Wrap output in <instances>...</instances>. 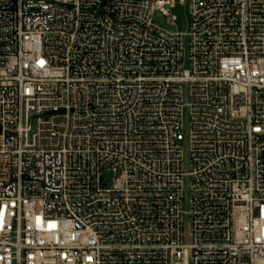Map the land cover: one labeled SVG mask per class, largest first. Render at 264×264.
Here are the masks:
<instances>
[{"label": "built area", "instance_id": "1", "mask_svg": "<svg viewBox=\"0 0 264 264\" xmlns=\"http://www.w3.org/2000/svg\"><path fill=\"white\" fill-rule=\"evenodd\" d=\"M180 2L0 0V264H264V0Z\"/></svg>", "mask_w": 264, "mask_h": 264}, {"label": "rangeland", "instance_id": "2", "mask_svg": "<svg viewBox=\"0 0 264 264\" xmlns=\"http://www.w3.org/2000/svg\"><path fill=\"white\" fill-rule=\"evenodd\" d=\"M170 14L175 17V20L173 22H168L166 19V16H164L159 11H155L153 13L152 21L156 26L161 27L166 31L186 34L189 28V14H188L187 3H181L180 0H175L174 7L170 9ZM184 51H185V54H187V51H188V37L187 36H184ZM184 130L187 131V126H185ZM183 152H184V158L186 162L185 163L186 172H188L189 153H188V145L186 141L183 143ZM102 177L104 178L106 183H108V185L112 183L111 173H105ZM188 184H189V181L186 178L184 181L186 193L188 191Z\"/></svg>", "mask_w": 264, "mask_h": 264}]
</instances>
